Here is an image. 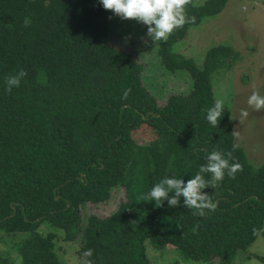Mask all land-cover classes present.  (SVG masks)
Listing matches in <instances>:
<instances>
[{"label": "trees", "instance_id": "1", "mask_svg": "<svg viewBox=\"0 0 264 264\" xmlns=\"http://www.w3.org/2000/svg\"><path fill=\"white\" fill-rule=\"evenodd\" d=\"M227 3L191 0L187 14L195 21L159 42L157 64L192 78L186 92H167L160 103L145 83L144 63L112 44L111 14L99 0H49L47 7L44 0H0V230L28 234L17 248L21 264H65L55 234L43 233L48 225L68 242L80 237L79 251L92 249L83 257L93 264H149L146 242L175 246L185 259L234 264L264 237V163L253 165L236 144L229 108L218 127L206 118L216 99L213 74L232 68L240 53L219 45L198 67L173 50ZM21 69L20 87L5 91L4 78ZM142 127L152 138L143 149L134 138ZM213 150L231 151L230 163L243 166L235 179L225 175L204 190L217 203L214 212L193 215L183 198L175 208L144 200L167 175L186 183ZM118 188L126 201L83 224V208L108 202ZM253 258L264 263L246 257Z\"/></svg>", "mask_w": 264, "mask_h": 264}, {"label": "rangeland", "instance_id": "2", "mask_svg": "<svg viewBox=\"0 0 264 264\" xmlns=\"http://www.w3.org/2000/svg\"><path fill=\"white\" fill-rule=\"evenodd\" d=\"M206 1L194 0L196 5H202ZM110 14L112 44L119 50L132 52L144 63L145 77L147 75L145 83L160 103L166 100L163 95L167 92H186L192 86V78L187 70L170 72L163 65L157 64L155 51L159 42L154 43L147 37L146 26L132 20H121L112 12ZM219 45L231 47L240 53V57L232 68L224 67L213 74L215 97L223 99L224 105L230 109L233 131L239 134L235 135L236 144L245 150L253 165H261L264 163V109L257 112L248 106L247 99L253 91L264 95V0H228L220 14L206 19L199 27L191 28L185 39L174 45L173 50L194 60L201 67L207 52ZM241 109L249 112L243 123L239 121ZM134 138L142 149L152 139L145 127L136 130ZM126 199L125 188H118L113 191L108 202L87 204L81 213L83 224L87 223L89 216H110ZM42 230L44 234H55L56 251L63 263L83 264L84 257L79 251L80 237L68 242L60 228L48 225ZM27 236L26 233L0 230V264H3L1 259L21 264L17 248ZM146 252L149 264H219L216 259L212 262L185 259L172 245L159 250L146 242ZM251 254L264 257L263 236H259L247 251L239 252L234 264H264L256 258L247 260L246 257Z\"/></svg>", "mask_w": 264, "mask_h": 264}, {"label": "clouds", "instance_id": "3", "mask_svg": "<svg viewBox=\"0 0 264 264\" xmlns=\"http://www.w3.org/2000/svg\"><path fill=\"white\" fill-rule=\"evenodd\" d=\"M48 3L49 0H44L45 7ZM99 3L106 11L112 12L121 20H132L146 26V35L154 43L167 42L172 35L182 30L185 24L195 21L194 17H189L187 14V6L191 0H99ZM30 25L31 20L26 17L24 26L29 27ZM26 75L27 73L21 69L15 75L6 76L4 78L5 91L10 93L13 88L20 87ZM130 92V88L126 89L123 98L127 99ZM247 104L259 112L264 109V95H261L259 91H253L247 99ZM224 107V100L218 98L215 99L214 106L208 110L206 118L213 127L219 126ZM248 116L249 112L241 109L240 123H243ZM232 134L239 135L236 131ZM235 148L236 145H233V149ZM206 159L207 163L201 165L198 172L186 183L183 179L177 178L175 174L171 178L167 175L151 188L144 200L154 202L158 207L163 206L167 201L169 207L175 208L180 206L181 198H183L184 207L193 210V215L204 217L209 212H214L217 203L210 195L205 194L204 190L206 188L215 189L218 183L224 180L225 175L235 179L236 174L243 171V166L239 162L230 163L235 159L231 151L225 154L219 150H213ZM205 174H209L210 178L205 179ZM170 193L174 195L170 197ZM83 255L92 257L93 250L88 249ZM83 264H93V261L86 259Z\"/></svg>", "mask_w": 264, "mask_h": 264}]
</instances>
